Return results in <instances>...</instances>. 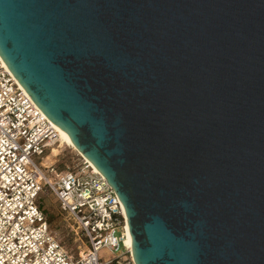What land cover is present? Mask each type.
I'll return each instance as SVG.
<instances>
[{"label": "water", "instance_id": "obj_1", "mask_svg": "<svg viewBox=\"0 0 264 264\" xmlns=\"http://www.w3.org/2000/svg\"><path fill=\"white\" fill-rule=\"evenodd\" d=\"M0 59L135 264H264V0H0Z\"/></svg>", "mask_w": 264, "mask_h": 264}, {"label": "built area", "instance_id": "obj_2", "mask_svg": "<svg viewBox=\"0 0 264 264\" xmlns=\"http://www.w3.org/2000/svg\"><path fill=\"white\" fill-rule=\"evenodd\" d=\"M61 145L0 59V264H135L124 210L104 177L82 158L60 172L45 162ZM44 193L66 219L74 252L51 233L40 206Z\"/></svg>", "mask_w": 264, "mask_h": 264}, {"label": "rangeland", "instance_id": "obj_3", "mask_svg": "<svg viewBox=\"0 0 264 264\" xmlns=\"http://www.w3.org/2000/svg\"><path fill=\"white\" fill-rule=\"evenodd\" d=\"M65 144V143H64ZM61 145L53 153L56 155L50 159V162H54L55 170L57 172L62 171L66 167L70 170L74 169L81 161L80 155L74 151L71 147ZM41 207L44 208L47 223L51 233L66 246L72 252L75 251V246L72 243L71 232L64 216L60 213L56 200L47 193L41 196ZM102 257H107L105 253H101Z\"/></svg>", "mask_w": 264, "mask_h": 264}, {"label": "bare ground", "instance_id": "obj_4", "mask_svg": "<svg viewBox=\"0 0 264 264\" xmlns=\"http://www.w3.org/2000/svg\"><path fill=\"white\" fill-rule=\"evenodd\" d=\"M3 66L5 67V68H7L6 66H5V64H4V62H3ZM56 128V127H55ZM57 129V128H56ZM57 131H58V134H59V136H60V139H61V141H62V144L63 145H65V144H67L69 147H71L74 151H76L79 155H80V157L83 159V160H85L93 169H94V171L95 172H97V173H99L91 164H90V162L89 161H87L85 158H83V156L76 150V148L74 147V145L72 144V142H70L58 129H57ZM65 143V144H64ZM62 145V146H63ZM66 145V146H67ZM56 150V148H52V151H51V154H50V156L49 157H47V159L45 160V162H50V159H51V157H54V156H56L53 152ZM123 215H124V217H126L125 216V212L123 211ZM125 234H126V241H125V244H126V246L131 250V246H130V241H129V237H128V234H127V224H126V227H125Z\"/></svg>", "mask_w": 264, "mask_h": 264}, {"label": "trees", "instance_id": "obj_5", "mask_svg": "<svg viewBox=\"0 0 264 264\" xmlns=\"http://www.w3.org/2000/svg\"><path fill=\"white\" fill-rule=\"evenodd\" d=\"M41 206V205H40Z\"/></svg>", "mask_w": 264, "mask_h": 264}]
</instances>
